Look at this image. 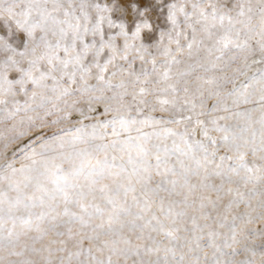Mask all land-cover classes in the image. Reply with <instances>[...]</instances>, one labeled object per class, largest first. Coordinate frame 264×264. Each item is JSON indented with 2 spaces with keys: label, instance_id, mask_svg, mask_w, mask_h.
Here are the masks:
<instances>
[{
  "label": "snow or ice",
  "instance_id": "snow-or-ice-1",
  "mask_svg": "<svg viewBox=\"0 0 264 264\" xmlns=\"http://www.w3.org/2000/svg\"><path fill=\"white\" fill-rule=\"evenodd\" d=\"M0 264H264V0H0Z\"/></svg>",
  "mask_w": 264,
  "mask_h": 264
}]
</instances>
